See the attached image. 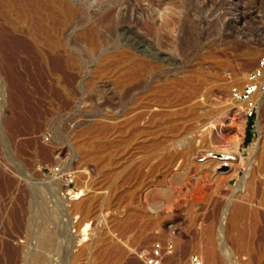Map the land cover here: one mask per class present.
<instances>
[{"label":"rangeland","instance_id":"obj_1","mask_svg":"<svg viewBox=\"0 0 264 264\" xmlns=\"http://www.w3.org/2000/svg\"><path fill=\"white\" fill-rule=\"evenodd\" d=\"M32 2L0 0V264H142L166 237L171 264H264V220L236 209L264 106L250 126L231 94L264 0Z\"/></svg>","mask_w":264,"mask_h":264},{"label":"built area","instance_id":"obj_2","mask_svg":"<svg viewBox=\"0 0 264 264\" xmlns=\"http://www.w3.org/2000/svg\"><path fill=\"white\" fill-rule=\"evenodd\" d=\"M231 94L233 99L244 103L247 118L257 116L259 101L264 96V53L259 56L256 66L246 73L243 82L232 86ZM54 173L62 174L68 186L76 181V173L73 171L62 172V169L56 166ZM174 251L175 242L171 237L156 239L143 258L142 264H171L168 259ZM190 264H204L202 256L199 253L192 254Z\"/></svg>","mask_w":264,"mask_h":264},{"label":"bare ground","instance_id":"obj_3","mask_svg":"<svg viewBox=\"0 0 264 264\" xmlns=\"http://www.w3.org/2000/svg\"><path fill=\"white\" fill-rule=\"evenodd\" d=\"M16 1V0H14ZM35 4V0H33V2ZM38 3V2H36ZM38 5V4H37ZM33 6V5H32ZM36 8V7H35ZM40 8V7H39ZM39 35L41 36H44L45 35V30L41 27H39L37 29ZM29 50H30V47H28ZM251 58V57H250ZM264 106V96L262 97V99L259 101V107H258V110H261V107ZM258 127H259V131L262 135V128H261V125H260V122L258 123ZM263 138V137H262ZM261 138V139H262ZM264 148V145L262 146L261 143H257L256 145H254L253 147L250 148V160H249V163L245 162V160L243 158L240 159V163L238 164V167L241 168V167H246L247 168V172H246V177L242 180L241 182V185L239 187H237L238 189L240 190H246L250 196V198H254L255 195L258 197V199H256V203H253V202H240L238 203V205L236 206V209L239 211V212H246V211H252L254 212L255 214H258L259 216L261 215V219L264 220V155H263V152L261 151V149ZM221 151V150H220ZM212 154H216V153H209L205 158H208L210 159L209 157H212V158H215L217 159L216 161L213 160V164H215V167L218 168L219 166H221V163L222 161H225L227 159H229L231 156H229L227 153H218L217 155L213 156ZM220 159V160H219ZM222 160V161H221ZM210 162H212V159L210 160ZM210 164V163H209ZM228 164V163H227ZM211 165V164H210ZM235 166V165H234ZM233 166V167H234ZM209 167V166H207ZM213 167V166H212ZM253 167L257 168L258 172L260 173V178L259 179V182H257V186L256 184H251V183H248V179L250 178L249 176L251 175L252 173V169ZM210 168V167H209ZM214 169V168H212ZM233 169H236V168H233ZM220 173L222 172H225L224 170H219ZM235 171V170H234ZM256 171V170H255ZM62 172H69V171H63ZM55 175H59V174H56L54 173ZM214 174V173H213ZM218 174V173H217ZM61 178H62V174L60 175ZM219 176V175H218ZM25 177V175H24ZM216 177V176H215ZM233 177V175L229 178L228 176V182H230L229 179H231ZM27 179V181L29 180L30 181V178L29 177H25ZM219 178V177H218ZM209 179V178H208ZM214 179V178H213ZM207 181V180H206ZM214 181V180H213ZM33 182V180H32ZM210 183V182H209ZM32 184V183H31ZM30 184V185H31ZM35 184V183H34ZM33 184V185H34ZM256 198V197H255ZM254 198V199H255ZM248 199V198H247ZM245 201V200H244ZM254 201V200H253ZM229 205V203H228ZM229 208V207H228ZM256 217L254 216V219ZM258 222V221H257ZM261 222V221H260ZM31 223V222H30ZM263 223V222H262ZM255 225H256V222H255ZM259 225V223H258ZM261 226V225H260ZM255 227V226H254ZM262 229V228H261ZM264 229V228H263ZM262 229V230H263ZM261 233V232H260ZM259 234H257L258 236ZM254 236V235H253ZM256 237V235H255ZM261 237V236H260ZM254 239V238H253ZM263 239V238H262ZM261 239V240H262ZM19 249V248H18ZM18 251V250H17ZM15 252V251H14ZM18 255V254H17ZM14 256V255H13Z\"/></svg>","mask_w":264,"mask_h":264},{"label":"trees","instance_id":"obj_4","mask_svg":"<svg viewBox=\"0 0 264 264\" xmlns=\"http://www.w3.org/2000/svg\"><path fill=\"white\" fill-rule=\"evenodd\" d=\"M254 119H255V117L249 118L250 126H253L254 125ZM250 139H251V135L248 134L246 136V142L248 143L250 141Z\"/></svg>","mask_w":264,"mask_h":264}]
</instances>
